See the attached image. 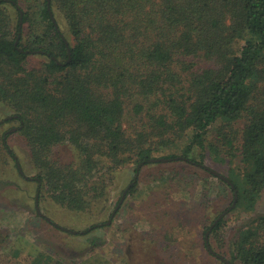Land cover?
<instances>
[{
	"label": "trees",
	"instance_id": "1",
	"mask_svg": "<svg viewBox=\"0 0 264 264\" xmlns=\"http://www.w3.org/2000/svg\"><path fill=\"white\" fill-rule=\"evenodd\" d=\"M25 3L22 10L20 0H0V101L15 115L36 182L55 203L86 210L106 160L112 171L133 157L137 166L176 157L213 175L204 164L208 153L229 164L232 209H257L264 193V0H49L52 16L46 0ZM4 4L16 9V31ZM20 11L28 29L16 47ZM19 48L47 61L27 65ZM6 134L0 147L16 166ZM62 143L76 152L73 162L51 156ZM203 247L222 261L204 237ZM228 247L231 264H264V211ZM38 264L108 261L94 254Z\"/></svg>",
	"mask_w": 264,
	"mask_h": 264
},
{
	"label": "rangeland",
	"instance_id": "2",
	"mask_svg": "<svg viewBox=\"0 0 264 264\" xmlns=\"http://www.w3.org/2000/svg\"><path fill=\"white\" fill-rule=\"evenodd\" d=\"M25 1L20 0L22 10ZM4 5L11 15V29L16 31V9ZM19 24L20 36L28 25ZM59 25L65 31L60 18ZM26 53V64L32 67L47 61L46 55L35 50ZM14 116L0 101V135L7 133L22 171L0 147V264H38L43 257L75 262L94 254L103 255L108 264H223L203 247L206 228L232 201L233 194L218 176L176 157L141 164L136 174L135 157L112 171L106 169L110 166L106 160L92 179L96 190L87 193L92 204L84 211L69 210L55 203L45 186L36 182L37 169L26 142L15 132ZM51 153L62 164L76 159V152L66 143L54 146ZM204 164L227 176L226 160L207 153ZM134 179H138L136 184ZM134 184V192H126L116 208L122 192ZM256 208L248 213L229 210L219 234L208 238L211 250L229 260L232 237L264 211V193ZM99 225L103 226L100 230ZM88 227H93L89 233L85 232Z\"/></svg>",
	"mask_w": 264,
	"mask_h": 264
},
{
	"label": "water",
	"instance_id": "3",
	"mask_svg": "<svg viewBox=\"0 0 264 264\" xmlns=\"http://www.w3.org/2000/svg\"><path fill=\"white\" fill-rule=\"evenodd\" d=\"M47 1V4H48V9H49V12H50V15L52 16V13L50 11V7H49V0H46ZM21 15H22V12L20 11V21H21ZM18 39H19V33L15 39V42H14V45L17 47V43H18ZM19 51H23V52H29V50H23L21 48H19ZM38 52H40L41 50H37ZM70 52L68 50V56H69ZM54 58V57H53ZM68 61V58L67 60ZM166 160L165 158H151L149 161H164ZM141 164H139L137 166V170L139 168ZM16 166L19 170L20 173H22L21 171V167L19 165V163L16 161ZM210 172H212L214 175L218 176L220 179H222L223 181H225L232 189H233V200H232V203L226 208V210H223L217 217H215V219L213 220V222L210 224V226L208 227V229L205 231V234H204V240H205V244H206V247L207 249L210 251V252H213L209 246V242H208V236H209V233H210V230L214 227V225L217 223V221L222 218L229 210H232V208L235 206V203L237 201V191L234 189V185L232 184V182L223 174H219L218 172L210 169V168H207ZM136 178V176H135ZM127 192V188L122 192L121 194V197H120V200L118 201L117 205H116V208L119 207L121 201L123 200L125 194ZM38 196L36 195V198H35V208L38 212V214H40V211H39V206H38ZM76 232V231H75ZM218 257L220 258V260H222L223 262H225L226 264H231L227 259L223 258L222 256H219Z\"/></svg>",
	"mask_w": 264,
	"mask_h": 264
},
{
	"label": "flooded vegetation",
	"instance_id": "4",
	"mask_svg": "<svg viewBox=\"0 0 264 264\" xmlns=\"http://www.w3.org/2000/svg\"><path fill=\"white\" fill-rule=\"evenodd\" d=\"M207 229H208V228H207ZM207 229H206V230H207ZM204 234H205V233H204ZM204 234H203V237H204ZM204 243H205V240H204Z\"/></svg>",
	"mask_w": 264,
	"mask_h": 264
}]
</instances>
